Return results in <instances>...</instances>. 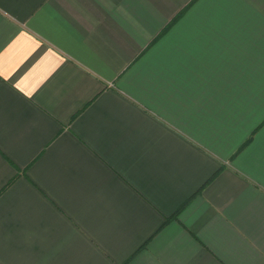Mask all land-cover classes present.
I'll return each instance as SVG.
<instances>
[{"label":"crops","instance_id":"obj_1","mask_svg":"<svg viewBox=\"0 0 264 264\" xmlns=\"http://www.w3.org/2000/svg\"><path fill=\"white\" fill-rule=\"evenodd\" d=\"M0 264H264V0H0Z\"/></svg>","mask_w":264,"mask_h":264}]
</instances>
